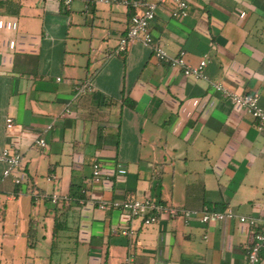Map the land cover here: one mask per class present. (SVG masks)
<instances>
[{"label": "crops", "instance_id": "obj_1", "mask_svg": "<svg viewBox=\"0 0 264 264\" xmlns=\"http://www.w3.org/2000/svg\"><path fill=\"white\" fill-rule=\"evenodd\" d=\"M124 1L145 0H73L68 9L61 0H0V152L21 158L20 184H0V264H123L129 256L132 264H244L252 238L235 221L144 226L97 205L153 198L264 215V128L209 85L256 94L264 108V0H186L182 20L168 5L156 10L153 43L169 56L183 51L190 66L205 57L206 80L185 78L137 43L116 53L139 11ZM75 80L92 91L77 93ZM94 162L100 182L91 187ZM54 193L66 202L51 205ZM259 256L264 264V246Z\"/></svg>", "mask_w": 264, "mask_h": 264}, {"label": "built area", "instance_id": "obj_2", "mask_svg": "<svg viewBox=\"0 0 264 264\" xmlns=\"http://www.w3.org/2000/svg\"><path fill=\"white\" fill-rule=\"evenodd\" d=\"M73 0H61V4L65 9H68ZM80 2L92 3H107V0H77ZM123 5L130 6L139 11L131 15L125 33L118 40L116 53L124 52L127 47L133 43H137L151 51V55L155 61L164 63L169 68L179 69L185 78L193 80H206L203 74V69L206 65L205 57H202L195 66H190L185 61L183 51H179L174 56H169L161 46L154 44L152 41L149 24L154 19L156 10L162 5H168L169 15L174 20H182L188 14V5L186 0H153L141 1L137 3L122 2ZM58 81V79H57ZM74 89L77 93L91 92L92 88L90 83L75 80L73 82ZM213 92L220 95L221 98L228 100L231 104L240 107L252 119L256 121L257 131L264 128V108L259 105L258 96L256 94L236 93L224 88L219 83H209ZM68 111L65 110L64 114ZM6 129L12 127L11 120L5 119ZM46 129H49L47 127ZM35 145L43 147V140L38 139ZM20 155L13 151L9 152L8 149H2L0 152V163L3 165V170L0 173V184L6 179L12 177V183L19 185L20 181L13 176V172L18 169L20 165ZM55 179L54 176L48 175L45 180L51 182ZM100 182V165L97 162L91 164V175L89 179V186H97ZM34 199H37L34 196ZM66 197H61L57 194H51L49 203L56 205L59 202H66ZM79 204L83 200L78 201ZM99 210L112 209L124 213L132 218H137L141 221L142 225L148 226L155 224L160 218H165L168 221L180 220L183 224L188 225L191 220L200 225L210 226L215 223L235 221L240 225H244L251 235V242L244 247V264H261L260 250L264 246V215L258 217L238 215L231 209H224L222 211L209 210L202 208L200 211H191L181 208L172 207L153 198H140V199H126L120 202H101L97 205ZM126 234L125 232L121 233ZM123 264H132L131 256L125 258Z\"/></svg>", "mask_w": 264, "mask_h": 264}, {"label": "trees", "instance_id": "obj_3", "mask_svg": "<svg viewBox=\"0 0 264 264\" xmlns=\"http://www.w3.org/2000/svg\"><path fill=\"white\" fill-rule=\"evenodd\" d=\"M68 196H69V199L72 200L73 202H76L77 200H83L84 198L83 195L80 193H77V195L73 194L72 190H70Z\"/></svg>", "mask_w": 264, "mask_h": 264}]
</instances>
